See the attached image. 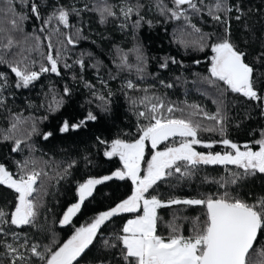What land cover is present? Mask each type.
<instances>
[{
  "label": "snow or ice",
  "instance_id": "obj_1",
  "mask_svg": "<svg viewBox=\"0 0 264 264\" xmlns=\"http://www.w3.org/2000/svg\"><path fill=\"white\" fill-rule=\"evenodd\" d=\"M145 6L141 0H119L116 4L97 0L92 9L87 5L78 9L65 7L57 0L51 13L44 17L36 0H0V65L6 66L15 76L13 85L9 82L8 73L0 72V108L6 105L4 93L9 87L26 89L45 73L60 76L61 66L72 67L66 62L65 53L69 45L77 44L82 30L77 28L75 34H71L62 32L60 28L74 27L70 23L72 15L79 16L81 11L92 10L98 14L101 24L111 19L117 22L121 31L131 28L136 32L144 23L152 26V21L142 15ZM18 7L28 11L18 10ZM147 7L150 11L154 9L166 21L182 20L184 26L180 31L190 29L196 34L195 41L179 43L185 47L194 46L200 51L210 50L209 77L205 81L217 88L223 85L221 96L224 92L238 94L259 105L264 114V89L256 86L255 68L247 62V53L232 40L230 20L233 12L237 13V21L245 15L239 6H234L230 0H168L167 3L165 0H148ZM193 16H207L220 26L219 33L203 32L192 23ZM32 17L42 21L39 33H46L47 52L43 50L45 45L41 35L25 31V23ZM53 36L57 37L56 43H53ZM33 53L40 58L38 69ZM130 56L135 57V62L130 61ZM257 60L264 63V51ZM114 62L119 71H134L137 80L146 79L147 59L139 43L128 52L117 48ZM171 62L177 63L174 59ZM76 64L81 70L85 68L83 59L77 60ZM98 66V63L92 65L94 68ZM160 67L167 68L168 60L165 59ZM160 83L166 88L173 87L171 83ZM85 86L93 87L87 83ZM122 87L137 117L136 136L130 140L115 138L111 141L96 137L97 142L104 145V156L118 158L122 167L111 175L90 177L78 183V200L67 207L59 223L62 226L71 224L85 202L94 196L97 186L107 181L129 180L133 185L132 193L114 207L94 216L85 226L76 228L71 238L63 243L54 234L48 243H42L17 229L47 231L40 221L48 188L55 186L53 181L58 184L66 179L76 161L69 160L65 164L63 161L37 160L31 155L35 147L28 141L34 135H42L47 140L52 133L41 134L34 118L11 115V110H8L10 126L0 129V142L10 141L13 152L23 153L27 148L30 155L16 161L17 172L0 163V185L16 194L14 210L0 207V264H78L79 258L96 241L102 226L121 214H133V218L128 219L117 234L103 241L105 249H116V264H264V246L258 241V238H264V194L241 196L239 191L230 190L248 177L264 175V129L260 130V138L253 142L258 146V150H254L252 144L241 146L227 138V116L222 99L213 101L217 109L212 113L186 101L183 106L174 104L156 94L152 90L154 86L141 88L132 79L126 80ZM133 91H140L143 95H129ZM64 92L69 94V89L65 88ZM111 95L109 91L107 97H96L101 102L98 107L104 112L109 111L108 98ZM62 104V99L52 96L48 109H59ZM97 119L90 110L79 122L69 124L64 121L60 131L80 130ZM23 125H28L30 130L22 131ZM201 132L216 133L221 139L205 142L200 138ZM216 143L222 144L225 151L204 153L196 150L197 145L212 149ZM161 145H164L163 149ZM149 150L150 158H146ZM84 159L87 161L86 156ZM201 165H221L226 170L231 165L239 171L228 170L226 177L210 181L218 184L222 192L201 194L199 198L162 199L156 194V186L160 182L173 176L177 179L189 177ZM173 206H183L180 211L199 207L203 218L182 216L173 211L172 218L165 221L160 210ZM185 223L190 226L187 234ZM161 226L167 231H160Z\"/></svg>",
  "mask_w": 264,
  "mask_h": 264
},
{
  "label": "trees",
  "instance_id": "obj_2",
  "mask_svg": "<svg viewBox=\"0 0 264 264\" xmlns=\"http://www.w3.org/2000/svg\"><path fill=\"white\" fill-rule=\"evenodd\" d=\"M36 2L40 4L41 15L46 17L51 13L52 6L57 3V0H36ZM58 2L65 7L75 6L78 9H84L87 5L88 9H92L97 0H58ZM108 2L116 4L119 0H108ZM141 2L146 5L142 15H145L146 20L152 21V26L144 23L136 32H133L131 28L121 31L117 22L111 19L101 24L98 14L92 10L81 11L79 16L72 15L70 23L74 27L64 29L60 26L61 31L65 33L75 34L77 28L82 30L77 44L69 45L65 53L66 62L72 67L61 66L60 76L45 73L26 89H17L12 86L4 93L7 102L4 108H0V129L10 126L9 109L11 115L22 114L24 117H32L36 120L41 134L51 132L52 135L47 140H44L42 135H34L28 141L35 147L31 155L42 161H63L65 164L69 160L76 161L75 167L71 169V174L66 179L60 180L58 184L53 181L52 184L55 186L48 188V194L44 198L45 207L41 209L40 221L47 231L17 229V231L27 233L34 240L48 243L54 234L60 243L66 242L75 233L76 228L85 226L94 216L109 210L131 195L133 185L129 180L107 181L97 186L94 196L85 202L71 224L62 226L59 223L67 207L78 200L76 194L78 183L90 177L101 178L111 175L122 167L118 158L109 159L104 156V145L99 144L96 137L111 141L115 138L130 140L136 136L137 117L122 87L128 79H132L141 88L154 86L152 90L156 94L174 104L183 106L186 101L188 104L200 105L212 113L217 109V104L213 101L222 99L227 116V138L241 146L246 143L252 144L254 150H258V146L253 142L260 138V130L264 129V114H262L261 107L231 92H224L221 96L223 85L217 88L205 81V78L209 77L210 50L206 48L200 51L194 46L185 47L183 43H179L178 41L189 43L195 41L196 34L191 33L190 29L181 32L180 29L184 26L182 20L166 21L154 9L151 11L148 9V0H141ZM165 2L167 3L168 0ZM230 3L239 6L245 13L239 21L235 19L237 13L232 14L230 20L232 40L247 53V62L255 68V76L258 80L256 86L264 89V63L257 60L259 54L264 51L262 47L264 46V0H230ZM18 10L28 11L27 8L19 7ZM192 23L202 28L205 33L216 32L218 34L220 31V26H216L207 16L203 18L193 16ZM41 24L42 21H37L35 17H32L26 21L25 31L41 35L45 45L43 50L47 52L46 33H39ZM52 39L53 43L57 42V37L53 36ZM137 43L141 45L147 59V75L143 81L136 79L134 71L131 73L119 71L114 62L117 48L128 52ZM81 53L84 55L81 56ZM33 56L38 61L36 65L38 69L40 58L36 53H33ZM79 59L84 60L83 70L76 64ZM129 59L135 62L134 56H130ZM165 59L168 60V67L161 68L160 65ZM172 59L177 63H172ZM97 63L98 67H92ZM4 71L8 73L10 84L14 85V74L6 66L0 65V72ZM113 76H115L114 79ZM160 81L171 83L173 87L166 88ZM85 83L93 87H86ZM65 88L69 89V94H65ZM109 91L112 93L108 98L110 100L109 111L104 112L98 107L101 102L96 97L97 95L107 97ZM129 95L141 96L143 93L133 91ZM52 96L62 99L63 104L59 109L53 107L50 111L48 104ZM90 110L97 115V121L89 122L86 128L80 130H70L67 133L60 131L64 121H68L69 124L79 122ZM24 129H29V126L23 125L22 131ZM199 135L205 142L221 139L216 133L201 132ZM12 147L10 141L0 142V163L10 171L17 172L16 161L22 160L30 153L27 148L23 153L13 152ZM163 147L164 145L160 146L161 149ZM196 150L204 153L225 151L220 143H216L212 149L197 145ZM85 156L87 161L84 159ZM146 158H150V150L146 153ZM61 167L64 165L62 164ZM228 170L239 171L231 165L228 166ZM228 170L221 165H201L189 177L177 179L173 176L167 181L160 182L156 186V194L166 199L168 197L199 198L201 194L222 192L223 189L219 188L218 184L210 181L226 177L229 174ZM48 171L51 173V169ZM230 190L239 191L241 196H247L249 193L264 194V175L257 174L248 177ZM15 196L12 190L0 185V207H6L9 211L14 210ZM182 208L183 206H173L171 209H161L160 214L165 221L172 218L173 211L182 216L203 218L199 207H190L180 211ZM131 218L133 214H121L106 222L100 229V234L94 244L79 258L78 264H116V259H118L114 257L116 249H105L103 241L117 234ZM159 230L167 231L162 226ZM184 230L186 234L190 230L187 223L184 224ZM258 241L259 245L264 246V238H258Z\"/></svg>",
  "mask_w": 264,
  "mask_h": 264
}]
</instances>
